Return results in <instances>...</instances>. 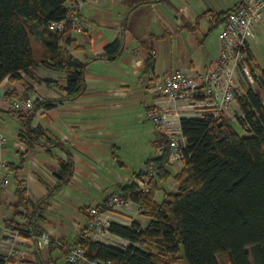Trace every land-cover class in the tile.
Returning <instances> with one entry per match:
<instances>
[{
	"label": "crops",
	"instance_id": "obj_1",
	"mask_svg": "<svg viewBox=\"0 0 264 264\" xmlns=\"http://www.w3.org/2000/svg\"><path fill=\"white\" fill-rule=\"evenodd\" d=\"M239 1L68 0L67 7L76 8L87 21L84 31L69 32L78 47L66 44L72 57L86 62L85 89L74 98L66 97L65 71L47 66L49 59L41 36L29 34L35 60L30 69L38 78L20 72V78L6 77L0 83V113L18 124L17 131H8L0 122V131L10 133L13 140L1 152L8 163L20 165L8 169L9 178L15 182L9 183L6 191L15 202L18 186L24 193L18 214L14 215L13 203L6 214L0 203L1 258L8 264H67L65 245L77 241L86 222L87 206L100 204L118 192L120 186L135 182L139 177L136 173L146 170V160L159 155L166 142L165 135L146 117V110L153 103L148 81L175 68L204 70L219 50L218 33L213 35L212 28H221L222 20L213 26L212 13L230 9ZM205 12L209 14L203 15ZM260 28H264V16L256 22L254 32ZM117 36L121 37V48L109 58L104 55V46ZM250 40L249 63L256 76L246 72L245 78L255 90L252 85H261L259 69L264 68L256 62ZM147 45L153 54L149 69ZM7 92L16 96L5 97ZM21 95H34L35 102L65 97L52 107L41 105L31 110L29 126H39L42 131L37 138L27 136L23 120L6 107L9 99ZM55 140L62 146L51 144ZM68 154L72 158L70 177L43 200L49 187L58 184V162L66 160ZM182 165L181 161L167 164V180L157 179V202L162 200L164 191L177 190L174 175ZM31 211L34 212L28 225ZM103 215L109 223L123 225L136 222L145 226L150 219L135 204ZM11 217L13 220L9 221ZM42 233L50 238L49 243L38 244ZM95 239L120 247L130 243L111 230Z\"/></svg>",
	"mask_w": 264,
	"mask_h": 264
},
{
	"label": "trees",
	"instance_id": "obj_2",
	"mask_svg": "<svg viewBox=\"0 0 264 264\" xmlns=\"http://www.w3.org/2000/svg\"><path fill=\"white\" fill-rule=\"evenodd\" d=\"M67 1L0 0V83L6 77L20 78V72L38 78L30 69L35 60L29 34L36 33L43 40L49 59L47 66L65 71L66 97L74 98L84 91L86 62L72 57L66 47V44L78 47L69 36L72 29L66 26L59 33L49 28L51 21L62 18L69 10ZM237 4L216 15L212 13L213 26ZM206 14L209 13L203 15ZM121 43V37H115L104 46V55L115 57ZM147 46L146 66L149 69L153 54L151 47ZM251 59L248 50L247 64L252 75L256 76L249 63ZM259 70L264 89V69ZM25 84L28 93L29 85ZM4 96L16 94L7 92ZM63 98L42 99L36 101L33 108L41 105L49 108ZM237 102L249 124L244 133H239L223 116L216 120L209 117L180 118L186 146L183 165L174 175L176 191H164L160 202L154 199L157 179L166 180L169 176L167 141L159 155L146 160V165L152 163L156 166V174L148 181L146 191L135 182L120 186L121 195L136 201L142 214L150 218L145 226L136 222L130 225L110 222L109 230L129 239V244L120 247L80 233L73 244L82 246L89 257L118 264H181L182 258L188 264H264V101L257 91L247 86L237 97ZM15 113L23 120L27 136L37 138L42 133L39 126L30 127L28 124L31 110ZM51 144L62 146L58 140ZM58 164L59 170L55 173L58 184L49 187L43 200L70 177L71 155L68 154L66 160H59ZM19 166L7 163L10 170ZM144 174L145 170L136 173L137 176ZM15 194L14 215L18 214L17 207L24 198L19 186ZM95 206L104 212L107 200ZM33 212L28 216V225H31ZM88 218L87 214L86 221ZM3 262L0 257V264Z\"/></svg>",
	"mask_w": 264,
	"mask_h": 264
},
{
	"label": "built area",
	"instance_id": "obj_3",
	"mask_svg": "<svg viewBox=\"0 0 264 264\" xmlns=\"http://www.w3.org/2000/svg\"><path fill=\"white\" fill-rule=\"evenodd\" d=\"M263 16L264 0H240L222 20L218 32V53L204 70L190 72L175 68L162 76H152L148 81L147 89L153 95V103L146 110V117L156 130L165 135L169 147V162L185 160L186 138L178 122L181 117H209L216 120L223 116L230 121L239 122L244 130L249 128L243 112L239 110L236 113L233 105L242 94L238 78L240 69L244 73H250L247 64L249 39H254V26ZM66 26L75 31H84L87 21L73 7L62 18L49 23V28L59 33ZM35 100L34 95H21L9 99L6 107L13 112H28L33 109ZM5 142L6 135L0 131V196L10 183L8 162L1 152ZM163 147L160 148V153ZM155 174L156 166L149 163L145 174L139 176L135 183L146 191L148 181ZM132 204L141 209L136 201L124 198L116 191L107 199V209L104 212H100L94 204L89 205L86 209L89 218L79 233L93 239L108 234L110 223L103 214ZM49 242L50 238L46 234L39 236L38 244ZM64 259L67 264H118L111 260L89 257L78 244L65 245ZM3 261L1 264H8L6 259Z\"/></svg>",
	"mask_w": 264,
	"mask_h": 264
},
{
	"label": "rangeland",
	"instance_id": "obj_4",
	"mask_svg": "<svg viewBox=\"0 0 264 264\" xmlns=\"http://www.w3.org/2000/svg\"><path fill=\"white\" fill-rule=\"evenodd\" d=\"M220 30L219 25L215 26L214 28H212V34L217 35L218 31ZM256 33V39H251V47L253 49V53L256 59V62L264 68V28H260L259 30L257 29L255 31ZM240 84H241V88L243 90H245V88L249 85V83L246 81L245 78V73L243 72V70L240 69V73L238 75ZM252 87L260 94L261 98L264 101V89L262 87V85L259 84V82H254ZM242 90V91H243ZM234 107V111L237 113L239 112L238 109V102L236 99V103ZM0 122H2L5 126H7L8 131H17L18 129V124L16 123V121H14L13 119H10L8 116H6L4 113H0ZM234 128L239 132V133H244L245 130L243 129V127L241 126V124L237 121H231ZM6 135V142L5 145L7 144L8 146L11 145L12 143V137L10 135V133L5 134ZM172 169H174V167H172ZM173 171V170H172ZM167 180V179H166ZM163 180V181H166ZM14 179L11 177L10 179V183L13 185L14 184ZM8 189V188H7ZM6 189V190H7ZM158 189L155 190V193ZM12 195V194H11ZM9 195V193L7 191H5L1 196H0V203L4 205V213H9L10 208H11V204L15 202L13 195L11 196ZM8 215V214H7ZM19 225V224H18ZM1 250H3V248H1ZM180 255L183 254L182 249H180L179 252ZM180 262L182 264H188L184 258L180 259Z\"/></svg>",
	"mask_w": 264,
	"mask_h": 264
}]
</instances>
